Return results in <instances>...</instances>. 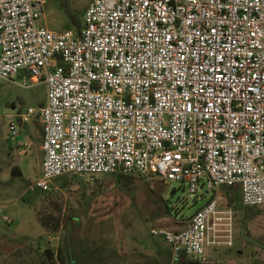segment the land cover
<instances>
[{"label":"built area","instance_id":"2783aa9c","mask_svg":"<svg viewBox=\"0 0 264 264\" xmlns=\"http://www.w3.org/2000/svg\"><path fill=\"white\" fill-rule=\"evenodd\" d=\"M46 3L0 0V80L47 87L43 108L19 115L42 124L34 188L157 176L192 196L240 187L245 207L264 205V0H90L83 26L63 33L41 25ZM226 220L212 200L184 228L151 234L174 259L206 263Z\"/></svg>","mask_w":264,"mask_h":264},{"label":"rangeland","instance_id":"374dc122","mask_svg":"<svg viewBox=\"0 0 264 264\" xmlns=\"http://www.w3.org/2000/svg\"><path fill=\"white\" fill-rule=\"evenodd\" d=\"M89 3L47 0L41 25L57 33L75 31L78 28L71 17L82 27ZM22 80L21 75L13 81L0 80V263L46 264V250L56 251L64 244L66 258L72 261V255L74 264H87L86 247L93 261L114 252L120 264H166L167 253L173 254V249L153 237L152 229L182 228L207 204L208 192L200 190L192 196L184 183H166L157 176L132 175L119 182L115 174L99 178L65 175L54 181L50 192L34 188L42 174L44 153L43 139L40 144L32 135H40L42 124L38 115L27 120L19 115L45 104L47 87L40 83L23 88ZM10 115L19 116L20 138L29 141L22 151L17 148L20 138L9 134ZM14 170L19 175L12 174ZM235 208L234 220H227L232 224L234 247L220 239L223 244L206 247L204 264H264V205L237 203ZM70 218L73 229L68 233L63 226ZM43 222L52 228L59 223L60 229L47 230Z\"/></svg>","mask_w":264,"mask_h":264},{"label":"trees","instance_id":"16d2710c","mask_svg":"<svg viewBox=\"0 0 264 264\" xmlns=\"http://www.w3.org/2000/svg\"><path fill=\"white\" fill-rule=\"evenodd\" d=\"M71 22L78 28L80 29V23L77 22L73 17H71ZM9 105V104H8ZM12 107H15V104L12 103L10 104ZM117 175V180L119 182L122 181V179L124 177H128V176H132V175H125V174H116ZM74 221L73 218L68 219V221L66 222V225L63 226V228L69 233L70 231H72L73 226H72V222ZM43 225L45 226V228L47 230L50 231H59L60 229V224L58 223L54 228L50 227V225L46 222H43ZM72 240H70V244H69V248L73 249V244L71 242ZM88 246V245H87ZM72 253V252H71ZM47 259V263L46 264H74V258L72 257V255L70 256L72 258V261L66 258V254H65V249H64V244L59 246L58 249L56 251L53 250H46L45 252ZM85 262L87 264H120L121 259L118 256V254L114 253L112 254H107L106 257H104L102 260H98V261H93L91 258V253L90 250L86 247L85 248ZM68 262V263H67ZM204 264V263H200V262H194L192 260H190L189 258L186 257V255H181L177 260L174 259L173 254H171V252L167 253V263L166 264ZM1 264V263H0ZM45 264V263H44Z\"/></svg>","mask_w":264,"mask_h":264},{"label":"crops","instance_id":"0c3cea01","mask_svg":"<svg viewBox=\"0 0 264 264\" xmlns=\"http://www.w3.org/2000/svg\"><path fill=\"white\" fill-rule=\"evenodd\" d=\"M39 128H40V135L39 136L32 135V140L38 141L41 144L42 139H43V129H42V126H40ZM28 137L31 140V137L30 136H28ZM28 144H29V141H28ZM30 150H31V148H29L28 153H25V154L28 155ZM208 194H209L210 198L207 200V204L212 200H217L219 211L231 212V215H232L231 221H232V219L234 220V216H236L238 213V211H236L235 205L237 203L242 205L241 188L240 187H234V188L223 187L219 191L208 192ZM233 210H234V213H233ZM224 217H226V216H224ZM223 223L225 224V226L221 228V230L223 231V232H220L221 239H224L225 240L224 242L227 243L225 245H227L228 247L231 246V249H232L234 247V241H233V238L231 236V229H229V226L230 225L232 226V224L229 223L227 220L224 221ZM187 224H185L182 228H184ZM182 228H180V229H182ZM180 229H177V230H180Z\"/></svg>","mask_w":264,"mask_h":264},{"label":"water","instance_id":"95a60500","mask_svg":"<svg viewBox=\"0 0 264 264\" xmlns=\"http://www.w3.org/2000/svg\"><path fill=\"white\" fill-rule=\"evenodd\" d=\"M43 106H44V104L41 105L40 108H43ZM12 174H14V175H19V172H18V170H14V171L12 172Z\"/></svg>","mask_w":264,"mask_h":264}]
</instances>
